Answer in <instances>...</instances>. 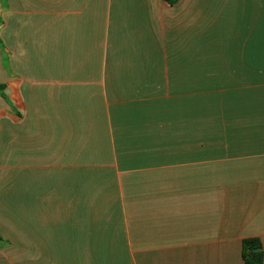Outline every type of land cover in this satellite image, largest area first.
<instances>
[{"label": "crops", "instance_id": "0c3cea01", "mask_svg": "<svg viewBox=\"0 0 264 264\" xmlns=\"http://www.w3.org/2000/svg\"><path fill=\"white\" fill-rule=\"evenodd\" d=\"M0 85V264L264 251V0H0Z\"/></svg>", "mask_w": 264, "mask_h": 264}, {"label": "trees", "instance_id": "16d2710c", "mask_svg": "<svg viewBox=\"0 0 264 264\" xmlns=\"http://www.w3.org/2000/svg\"><path fill=\"white\" fill-rule=\"evenodd\" d=\"M166 1L172 4L175 0ZM242 259L243 264H264V251L259 238L250 237L242 241Z\"/></svg>", "mask_w": 264, "mask_h": 264}]
</instances>
